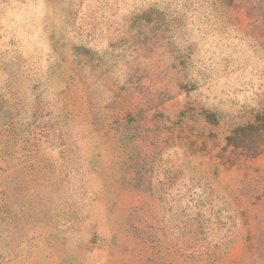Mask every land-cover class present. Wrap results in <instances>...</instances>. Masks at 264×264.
<instances>
[{"label":"rangeland","instance_id":"rangeland-1","mask_svg":"<svg viewBox=\"0 0 264 264\" xmlns=\"http://www.w3.org/2000/svg\"><path fill=\"white\" fill-rule=\"evenodd\" d=\"M0 264H264V0H0Z\"/></svg>","mask_w":264,"mask_h":264}]
</instances>
